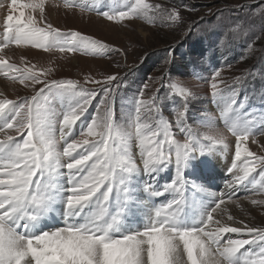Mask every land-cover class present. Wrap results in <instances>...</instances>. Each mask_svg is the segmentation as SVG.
Instances as JSON below:
<instances>
[{
    "label": "snow or ice",
    "instance_id": "obj_1",
    "mask_svg": "<svg viewBox=\"0 0 264 264\" xmlns=\"http://www.w3.org/2000/svg\"><path fill=\"white\" fill-rule=\"evenodd\" d=\"M46 3L10 0L0 28V75L33 90L19 102L0 92V264H264V227L229 211L226 205L234 204L248 214L231 191L211 193L197 183L198 157L227 155L230 135L234 154L227 189L247 181L258 185L255 196L264 197V155L247 146L264 135V120L257 131L255 119L242 113L245 104L234 86L242 77L228 84L216 70L209 81L223 130L213 119L201 122L206 131L193 130L186 120L194 93L171 81L169 96L183 102L173 111L174 124L164 117L155 93L145 98L147 83L130 109L117 116L116 89L122 81L116 74L103 79L86 75L83 83L49 79L51 67L38 69L23 59L18 66L3 55L11 46L101 56L121 51L79 31L54 27L46 20ZM64 7L94 10L89 0H64ZM97 14L117 24L142 19L155 26L158 19H181L178 9L148 0H128ZM259 14L264 16V7ZM157 80L165 87L163 76ZM88 84L101 85L103 95L95 115L82 120L98 95ZM171 166L174 178L158 185L160 174ZM257 168L262 179H249ZM166 194L165 202H155ZM245 198L264 207V199ZM53 214L62 225L45 223Z\"/></svg>",
    "mask_w": 264,
    "mask_h": 264
},
{
    "label": "rangeland",
    "instance_id": "obj_2",
    "mask_svg": "<svg viewBox=\"0 0 264 264\" xmlns=\"http://www.w3.org/2000/svg\"><path fill=\"white\" fill-rule=\"evenodd\" d=\"M5 1L2 0L4 6L8 5ZM108 1L109 5L99 10L95 6L93 11H81L65 8L64 0H47L45 17L48 23L62 31H79L84 35L99 39L110 46L120 49V52H110L104 56L82 55L79 52L61 54L58 52L46 53L30 47H22L25 49L20 51L17 50L19 48L11 46L9 49H5L3 55L11 63L18 66L21 65V60L23 59L26 64H35L38 69L51 67L52 72L48 76L49 79H72L83 83L86 75H90L95 79H103L107 75L116 74L122 81L121 86L116 89L115 109L117 116L130 109L134 95L131 100L129 97L132 94H136V92L138 93L142 86L147 83L149 87L145 91V98L155 93L157 96L156 103L162 109L164 117L171 120L174 124L173 111L176 108H181L183 102L179 97L169 96L167 86L160 88V81L157 80V77L163 76L164 83H169L170 81L178 82L194 93V97H190L188 101L186 120L193 130L206 131L205 128L201 127V122L207 119L215 120L217 126L223 130V123L219 118L217 104L213 101V97L210 94L209 81L214 73L213 70H220L221 77L219 79L226 81L228 84H234V77H242L239 84H234L237 89V95L239 94V99L242 100L247 91L246 82L250 80L251 84H253L251 77L264 72V16L259 14L261 8L264 7V0H148L152 4H161L164 9L176 8L180 12L181 19L179 22L173 23L158 19L155 22V26L148 24L142 19L126 20L117 24L106 20L101 15L94 14L98 11L115 9L128 2V0ZM6 15L7 10L5 12L3 7H0V28H2ZM238 26L240 28L239 31L236 30ZM205 29L220 30L219 42L215 46L217 49L215 51L223 53V55L229 54L231 51L226 52L225 48L233 47L236 54L240 52V57L236 59L235 55H229L226 58H223V55L218 57L215 54L212 55V51L205 45V41L210 39L209 36L203 37L200 41L198 40V33ZM214 36H216L215 33ZM161 40L167 42L160 44ZM196 45H199L200 48L197 53L194 51ZM249 45H251V50H249ZM154 46H157L158 50L153 48ZM26 49L33 52L28 53ZM204 51L208 52L205 58L203 56ZM203 60L207 61V63H203ZM195 62L201 66L194 67ZM147 66H149V73L147 72V75H143V70L147 69ZM196 76L200 77L195 78ZM261 76L264 77V74H261ZM140 78L141 87L138 86L137 82ZM200 81H202V84H200ZM253 81H256V79ZM0 84V92L4 93L7 98L18 102L21 98L33 94L31 88H25L18 82L13 84L3 75H0ZM39 87L41 85H36L37 89ZM87 87L96 89L98 95L92 101V105L89 107L85 117H82V120L85 118L90 119L95 115L98 101L103 95L101 85L88 84ZM157 89L159 91H156ZM261 92H264V88L259 87V90L253 93ZM123 97H126L127 100L124 101ZM257 98L262 97L257 96ZM174 102H177L179 106H174ZM256 102L262 103V100L245 101V107L241 111L246 118L255 119L257 131H259L260 121L264 120V104L249 107L252 104H257ZM152 115L155 117L156 113L154 112ZM79 127L78 122V126L74 130V135L77 137L79 135ZM173 130L177 139L182 140L183 135L179 133L178 129L174 127ZM253 139L257 143H252L250 139L247 142L249 149L258 155H264V135L256 136ZM228 142L230 148L227 155H221L217 152L215 155L206 153L205 156L198 157L197 174L199 175V180L197 183L203 184L208 192L211 193L232 191L233 198L239 199L241 205L248 213L245 215L233 204L236 212L235 216L250 225L264 227V207H254L245 198L251 196L254 199H264V197H258L253 194L255 187H258V185L251 186L246 181L243 188L234 192L226 187L227 183L232 179V175L227 169L230 167L234 154V138L230 135L228 136ZM133 151L136 153L135 158L139 161L138 150L134 147ZM218 154L220 155L218 156ZM210 156L215 157L213 159ZM209 161L213 162L215 169L209 167ZM238 163L242 164V161ZM168 170H166L168 175L165 182H170V178L175 176L174 166L169 167ZM259 172L260 169L257 168V171L253 172L249 179L255 177L257 181H260L262 178ZM143 178L147 180V177H140L141 180ZM191 179L189 177V184H191ZM189 195H191V192H189ZM169 198L166 194L164 198H160L161 203ZM157 203L159 204V200H157ZM229 205L227 204L226 207L228 208ZM222 207H225V205ZM228 236L235 237V234H229ZM246 247L250 248L251 246Z\"/></svg>",
    "mask_w": 264,
    "mask_h": 264
},
{
    "label": "bare ground",
    "instance_id": "obj_3",
    "mask_svg": "<svg viewBox=\"0 0 264 264\" xmlns=\"http://www.w3.org/2000/svg\"><path fill=\"white\" fill-rule=\"evenodd\" d=\"M109 5V1L108 0H96V1H93L92 2V6H96L97 7V9L99 10L100 8H103L104 6H108ZM3 10H5V6L3 7ZM6 11V10H5ZM47 13V12H46ZM16 48V47H15ZM9 49V48H8ZM23 49H25V48H19V49H17V50H23ZM26 51H28V53H32L31 52V50H28V49H26ZM35 51V50H34ZM35 53H37V52H35ZM37 55V54H36ZM41 55V54H40ZM39 55V56H40ZM91 61H93V60H91ZM1 85V84H0ZM250 141V140H249ZM220 154H218V156H219ZM213 158L214 159V157L215 156H210V158ZM213 159H212V161H213ZM208 165H209V167H211V168H214V164H213V162H211V161H209L208 162ZM215 169V168H214ZM213 169V170H214ZM169 171V170H168ZM227 173V172H226ZM167 175H168V173L165 171V172H163V173H161L160 174V176H159V179L157 180V184L158 185H162V184H164V183H166L165 181H166V179H167ZM170 175H172V174H170ZM171 177V176H170ZM143 180H145V178H143ZM169 182V181H168ZM241 188H243V186H240V187H238V188H236L234 191H236L237 189H241ZM245 188V187H244ZM229 190V189H228ZM227 191V190H226ZM233 191V192H234ZM232 192V191H231ZM226 193H229V192H226ZM160 198H162V197H159V198H155V202L157 203V200H159V203H161V200H160ZM164 198V197H163ZM163 203V202H162ZM245 204V203H244ZM247 204V203H246ZM223 206V205H222ZM245 206V205H244ZM234 206H233V204H230L229 205V207H228V209H230V212L233 214V215H235V208H233ZM223 208V207H222ZM45 223L46 224H48V225H50V226H55V225H57V224H61L62 225V223H63V221H62V219L60 218V216L59 215H57V214H53V216L49 219V220H47V221H45ZM227 235H229V234H227ZM251 247H255V246H251ZM250 247V248H251Z\"/></svg>",
    "mask_w": 264,
    "mask_h": 264
},
{
    "label": "trees",
    "instance_id": "obj_4",
    "mask_svg": "<svg viewBox=\"0 0 264 264\" xmlns=\"http://www.w3.org/2000/svg\"><path fill=\"white\" fill-rule=\"evenodd\" d=\"M208 32H209V30L205 29V30L199 32L198 34H199L200 37H207V36H208ZM199 41H200V40H199ZM166 42H167V41H165V40H161V41H160V44H164V43H166ZM210 43H211L210 39L207 40V41H206V46L209 47V44H210ZM263 46H264V45H263ZM153 48L157 49V46H154ZM157 50H158V49H157ZM194 51H195V53H197V52L200 51L199 45H196V46L194 47ZM174 55L177 56L176 54H174ZM162 58H164V57H162ZM147 72L149 73V66H147V69L143 70V75H147Z\"/></svg>",
    "mask_w": 264,
    "mask_h": 264
},
{
    "label": "crops",
    "instance_id": "obj_5",
    "mask_svg": "<svg viewBox=\"0 0 264 264\" xmlns=\"http://www.w3.org/2000/svg\"><path fill=\"white\" fill-rule=\"evenodd\" d=\"M5 10H7V6L5 7Z\"/></svg>",
    "mask_w": 264,
    "mask_h": 264
}]
</instances>
